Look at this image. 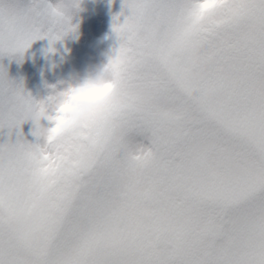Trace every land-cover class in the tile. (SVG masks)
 Listing matches in <instances>:
<instances>
[{
	"label": "snow or ice",
	"instance_id": "obj_1",
	"mask_svg": "<svg viewBox=\"0 0 264 264\" xmlns=\"http://www.w3.org/2000/svg\"><path fill=\"white\" fill-rule=\"evenodd\" d=\"M71 7L0 0V57L74 31ZM123 7L120 94L91 126L27 142L36 102L0 66V264H264V0Z\"/></svg>",
	"mask_w": 264,
	"mask_h": 264
},
{
	"label": "rangeland",
	"instance_id": "obj_2",
	"mask_svg": "<svg viewBox=\"0 0 264 264\" xmlns=\"http://www.w3.org/2000/svg\"><path fill=\"white\" fill-rule=\"evenodd\" d=\"M59 0H49L55 5ZM26 5L28 0H21ZM123 13V15H121ZM130 11L123 7V0H79V7L71 16L74 31L62 39L51 42L48 38L38 39L21 56L0 57V66L14 85L23 89L25 95H30L38 102L45 94L46 86H55L62 91L73 76L83 78L93 64L103 62V52L115 50L119 41L112 34L114 24H122ZM119 16L117 21L115 18ZM49 127L52 124L45 121ZM20 131L24 140L29 143H43V138L33 135V125L27 121L21 125ZM15 141L13 130L11 137L8 130L0 131V144Z\"/></svg>",
	"mask_w": 264,
	"mask_h": 264
},
{
	"label": "clouds",
	"instance_id": "obj_3",
	"mask_svg": "<svg viewBox=\"0 0 264 264\" xmlns=\"http://www.w3.org/2000/svg\"><path fill=\"white\" fill-rule=\"evenodd\" d=\"M74 2L79 4V0ZM58 3H63V0ZM75 9L71 7L66 10L72 13ZM112 34L118 41L122 35L114 28ZM101 55L102 63L90 65L83 78L73 76L62 91H58L55 86H46L45 94L41 95L35 106L26 105L17 109L18 118L24 123L30 121L38 137L51 136L53 139L64 126L75 124L84 128L103 120L117 102L129 55L120 45ZM50 117H60L61 123L53 125ZM45 121L52 126L46 125ZM53 127L56 128L55 132Z\"/></svg>",
	"mask_w": 264,
	"mask_h": 264
}]
</instances>
